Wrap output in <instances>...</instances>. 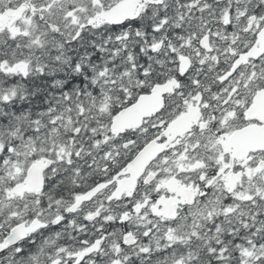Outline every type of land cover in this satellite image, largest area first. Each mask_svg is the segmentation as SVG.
<instances>
[{
  "label": "snow or ice",
  "instance_id": "obj_1",
  "mask_svg": "<svg viewBox=\"0 0 264 264\" xmlns=\"http://www.w3.org/2000/svg\"><path fill=\"white\" fill-rule=\"evenodd\" d=\"M0 264H264V0H0Z\"/></svg>",
  "mask_w": 264,
  "mask_h": 264
}]
</instances>
